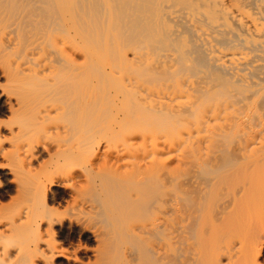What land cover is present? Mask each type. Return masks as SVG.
Here are the masks:
<instances>
[{"label": "rangeland", "instance_id": "1", "mask_svg": "<svg viewBox=\"0 0 264 264\" xmlns=\"http://www.w3.org/2000/svg\"><path fill=\"white\" fill-rule=\"evenodd\" d=\"M15 6L14 0H0V148L6 154H1L0 166L11 164L14 175L24 180L56 177L50 192L63 198H53L46 213L55 225L41 228L49 247L32 255L35 264H103L110 257L118 261L130 226L140 220L154 225L157 235L138 243L139 248L152 260L156 246L160 264H264V131L256 129V144L246 160H237L235 151L227 153L222 140H210L206 133L192 142L190 134L197 133L192 127L179 131L170 143L159 140L156 149L167 164L155 169L146 195L131 203L129 196L138 186L126 175L134 167L128 162L136 163L142 153L139 137L129 142L128 132L132 128L130 132L137 133L146 125L135 126L145 113L136 96H121L132 70L95 79L89 73L101 67L78 57L77 64L65 69L50 51L27 56L23 40L29 34L30 14ZM28 61L41 68V74L30 75ZM10 100L15 109L19 102L28 109L14 114ZM133 105L140 115L131 110ZM37 146L49 150L42 149L41 159L33 161L32 176L26 177L19 155ZM17 198L9 194L0 208L10 207ZM154 208L157 218L151 216ZM2 214L16 216L8 209ZM37 235L30 241H38ZM11 244L1 242L2 247ZM14 245L24 247L25 242L16 240Z\"/></svg>", "mask_w": 264, "mask_h": 264}, {"label": "bare ground", "instance_id": "2", "mask_svg": "<svg viewBox=\"0 0 264 264\" xmlns=\"http://www.w3.org/2000/svg\"><path fill=\"white\" fill-rule=\"evenodd\" d=\"M14 2L18 9L22 7L27 15L30 14L26 22L31 28L28 30L27 27L29 34L23 40L27 56L50 51V55L59 56V63L64 68L77 64L74 57H78L85 64L101 67L97 72L91 69L89 75L93 74L95 79L98 76L112 78L122 71L132 70L134 76L121 90V96H136L145 113L136 118L135 126L136 122L146 125L140 130L136 128L137 133H131L132 128L128 130L129 142L135 135L139 137L138 150L142 153L138 161L135 160L137 157L132 158L136 163L128 162L134 167H130L126 175L138 186L130 192L131 203L146 195L154 184L150 179L155 169L167 164L156 149L158 141L170 143L181 130L195 128L197 133L190 134L189 138L192 142L204 139L203 133L208 134L210 140H222L226 152L235 151L237 160L252 156L249 154L253 152L250 151L252 145L256 144L259 131L256 129L264 131V0ZM27 64L26 68L30 66ZM31 65V73L27 71L30 75L41 74V68ZM77 69H74L75 73ZM9 102V110L14 114L28 109L25 102L17 103L19 110L11 100ZM132 113L129 114L135 119L132 117L135 113ZM258 142L262 145L264 141L261 143L260 138ZM128 145L134 146L133 143ZM42 149L44 152L49 150L46 146H37L19 155L24 176H32L33 161L41 159ZM1 154L6 157L0 148V157ZM14 174L16 171L11 164L0 166L3 184V187L0 185V201L9 194L18 195L10 207L4 208L16 216L3 215L4 209L0 208V260L5 259V264H35L32 255L42 246L49 247L41 228L46 224L50 228L55 225L46 213L51 210L53 198L63 199L61 194L54 192L53 197L50 192V187L57 185L59 179L24 180ZM70 187L75 189L76 185ZM35 211L39 214L37 218ZM158 213V208H154L152 218H157ZM143 221L130 226L120 259L116 261L110 257L103 264L161 263L162 256L156 246L152 248V260L139 248L141 242L156 234V227L144 225ZM34 234L39 237L33 243L30 239ZM16 240L25 242V246L14 245ZM1 242L13 245L2 247Z\"/></svg>", "mask_w": 264, "mask_h": 264}]
</instances>
